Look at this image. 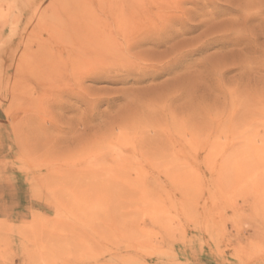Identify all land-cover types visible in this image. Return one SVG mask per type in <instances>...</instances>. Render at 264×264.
<instances>
[{"label": "rangeland", "instance_id": "rangeland-1", "mask_svg": "<svg viewBox=\"0 0 264 264\" xmlns=\"http://www.w3.org/2000/svg\"><path fill=\"white\" fill-rule=\"evenodd\" d=\"M0 264H264V0H0Z\"/></svg>", "mask_w": 264, "mask_h": 264}]
</instances>
